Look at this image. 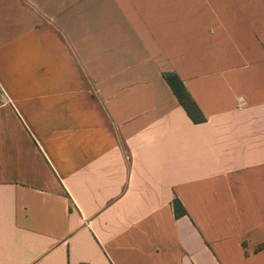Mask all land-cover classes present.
I'll return each mask as SVG.
<instances>
[{
	"label": "crops",
	"instance_id": "1",
	"mask_svg": "<svg viewBox=\"0 0 264 264\" xmlns=\"http://www.w3.org/2000/svg\"><path fill=\"white\" fill-rule=\"evenodd\" d=\"M0 89V264H264V0H0Z\"/></svg>",
	"mask_w": 264,
	"mask_h": 264
},
{
	"label": "trees",
	"instance_id": "2",
	"mask_svg": "<svg viewBox=\"0 0 264 264\" xmlns=\"http://www.w3.org/2000/svg\"><path fill=\"white\" fill-rule=\"evenodd\" d=\"M165 78L189 117L195 123L204 122L205 118L203 117L200 109L191 95L187 92L183 82L179 79V77H177L175 74H165ZM173 208L176 217H183L187 215L185 208L178 199L174 200Z\"/></svg>",
	"mask_w": 264,
	"mask_h": 264
},
{
	"label": "built area",
	"instance_id": "3",
	"mask_svg": "<svg viewBox=\"0 0 264 264\" xmlns=\"http://www.w3.org/2000/svg\"><path fill=\"white\" fill-rule=\"evenodd\" d=\"M0 93H1V89H0Z\"/></svg>",
	"mask_w": 264,
	"mask_h": 264
}]
</instances>
